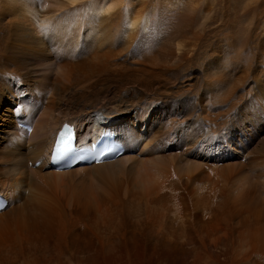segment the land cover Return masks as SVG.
I'll list each match as a JSON object with an SVG mask.
<instances>
[{
	"label": "bare ground",
	"instance_id": "1",
	"mask_svg": "<svg viewBox=\"0 0 264 264\" xmlns=\"http://www.w3.org/2000/svg\"><path fill=\"white\" fill-rule=\"evenodd\" d=\"M200 13L0 0V264H264V25ZM63 122L119 153L57 168Z\"/></svg>",
	"mask_w": 264,
	"mask_h": 264
},
{
	"label": "rangeland",
	"instance_id": "2",
	"mask_svg": "<svg viewBox=\"0 0 264 264\" xmlns=\"http://www.w3.org/2000/svg\"><path fill=\"white\" fill-rule=\"evenodd\" d=\"M195 6L199 11V13L201 12L200 14H202L203 16L204 14L208 16L207 28L208 30L212 29L213 31L210 30L211 34L212 33L215 34V36L219 39L222 38L223 36H227L231 32L232 26L235 27V29L238 32H240L244 28L245 25L244 21H246L251 17H254V19L258 20V21L255 20L256 22L254 21V25L256 23L255 25L257 28L256 31H261L263 29L264 12L262 10V6L259 7L258 3H254L246 6L245 15L244 13H241V11L244 8L243 0H195ZM213 27L216 28L214 29ZM244 55L241 56V59L243 60V64L247 60L246 59L247 55H245L246 57ZM26 98L27 96L24 97V99ZM8 108L9 110L6 111L4 110ZM13 108L14 106L12 105V99L4 100L0 105V115L4 117V115L10 114ZM2 112L4 113L3 115L1 114ZM1 116H0V130L4 128L6 124V119L4 121V118L2 119ZM120 118L122 119L124 117H120ZM128 148L130 149L132 147H128Z\"/></svg>",
	"mask_w": 264,
	"mask_h": 264
}]
</instances>
